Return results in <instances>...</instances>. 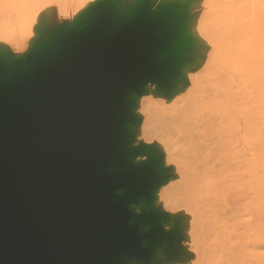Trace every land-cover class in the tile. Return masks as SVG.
<instances>
[{"label": "water", "instance_id": "obj_1", "mask_svg": "<svg viewBox=\"0 0 264 264\" xmlns=\"http://www.w3.org/2000/svg\"><path fill=\"white\" fill-rule=\"evenodd\" d=\"M156 3L103 0L24 58L0 55V264H153L173 246L153 207L167 174L132 140V97L190 48L187 5Z\"/></svg>", "mask_w": 264, "mask_h": 264}, {"label": "bare ground", "instance_id": "obj_2", "mask_svg": "<svg viewBox=\"0 0 264 264\" xmlns=\"http://www.w3.org/2000/svg\"><path fill=\"white\" fill-rule=\"evenodd\" d=\"M101 1L0 0V55L36 47L60 20L73 26ZM160 1L187 5L177 45L190 48L165 87L132 97L141 121L132 140L168 178L153 207L175 232L152 263L264 264V2Z\"/></svg>", "mask_w": 264, "mask_h": 264}, {"label": "rangeland", "instance_id": "obj_3", "mask_svg": "<svg viewBox=\"0 0 264 264\" xmlns=\"http://www.w3.org/2000/svg\"><path fill=\"white\" fill-rule=\"evenodd\" d=\"M118 2V3H117ZM117 5L119 6L120 4H122V2H121V0H117ZM162 4V2L160 1V0H157V3H156V5L158 6V5H161ZM130 6V3L129 2H124L123 4H122V8H124L123 10H125V9H127L128 7ZM69 7V6H68ZM189 13V10H187L186 12H185V17H186V21L188 20V13ZM59 17H61L60 19H62V17L63 16H59ZM0 22L2 23V22H4V21H2V20H0ZM66 24H68V21H65V20H60L59 21V24H57L49 33H47L46 34V36H45V38L43 39V41H45L46 39H48L50 36H51V33L52 32H54L56 29H58L59 27H61V26H63V25H66ZM27 48V49H26ZM19 50H21V52L20 53H16V54H13L12 52L11 53H8L7 55H4L6 58H8V59H11V60H18V59H22V58H24L27 54H29L32 50H33V48H30L29 47V45L28 44H25V42H22L21 43V46L19 47ZM188 57H189V55H188ZM188 59L189 58H187V61H188ZM134 113H135V115H136V117H137V119H138V123H137V125L136 126H134V130H136L137 128L139 129L140 127H141V121L139 120V110H137V107L135 108V110H134ZM134 146H136V144L134 143ZM237 199V198H236ZM235 199V202H237V200ZM242 234H243V232H241V231H237V232H234V241H233V245H235V248H236V252H237V250L239 249V245L241 244V236H242ZM249 249H248V251L247 252H252V251H254V249L252 248V245L251 244H249V247H248ZM258 252V251H257ZM253 258L254 257H251L250 255H248L247 256V258H246V260L248 261V262H253L254 260H253Z\"/></svg>", "mask_w": 264, "mask_h": 264}, {"label": "snow or ice", "instance_id": "obj_4", "mask_svg": "<svg viewBox=\"0 0 264 264\" xmlns=\"http://www.w3.org/2000/svg\"><path fill=\"white\" fill-rule=\"evenodd\" d=\"M227 2H232V3H235V2H245V0H227ZM262 2H264V0H262ZM191 40H192V43L193 45H198V41L195 39V37H191Z\"/></svg>", "mask_w": 264, "mask_h": 264}]
</instances>
